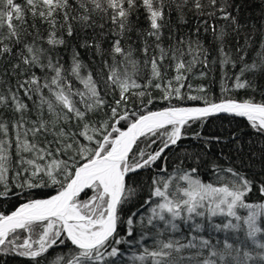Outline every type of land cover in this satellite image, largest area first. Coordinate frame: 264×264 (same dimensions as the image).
I'll list each match as a JSON object with an SVG mask.
<instances>
[{"label": "snow or ice", "instance_id": "snow-or-ice-1", "mask_svg": "<svg viewBox=\"0 0 264 264\" xmlns=\"http://www.w3.org/2000/svg\"><path fill=\"white\" fill-rule=\"evenodd\" d=\"M245 6L0 0V258L264 264V148L253 172L203 131L264 140V12Z\"/></svg>", "mask_w": 264, "mask_h": 264}, {"label": "trees", "instance_id": "trees-1", "mask_svg": "<svg viewBox=\"0 0 264 264\" xmlns=\"http://www.w3.org/2000/svg\"><path fill=\"white\" fill-rule=\"evenodd\" d=\"M245 4V9L241 15L245 18L250 17V23L259 26V18L264 12V0H245ZM210 91L218 97L220 94L219 85L211 84ZM244 95L245 93H240L241 98ZM203 131L205 135L218 132L221 136V142L212 146L211 155H220L222 159L226 158L225 162L234 160L237 166L242 168L250 167L253 172L260 171L261 148H264V140H257L255 136L251 135L246 121L238 119L228 125L227 118H225L223 124L219 120H213ZM232 132H235L239 137L237 141H231ZM183 143L190 153L202 151L197 141L186 140ZM15 203L16 201L12 200L11 203L6 205V209L11 210ZM4 259L8 260V264H22L23 261V258H0V264H4Z\"/></svg>", "mask_w": 264, "mask_h": 264}]
</instances>
